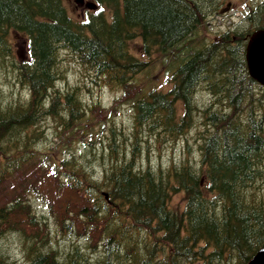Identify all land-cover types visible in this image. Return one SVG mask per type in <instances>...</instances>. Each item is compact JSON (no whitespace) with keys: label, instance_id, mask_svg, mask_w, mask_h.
Masks as SVG:
<instances>
[{"label":"trees","instance_id":"trees-1","mask_svg":"<svg viewBox=\"0 0 264 264\" xmlns=\"http://www.w3.org/2000/svg\"><path fill=\"white\" fill-rule=\"evenodd\" d=\"M89 1L97 7L73 17L63 0H0V264H14L8 242L23 264H246L264 247V87L244 61L248 35L264 28V0L185 49L228 0ZM160 52L173 58L169 87L134 85ZM66 65L83 73L71 80ZM104 87L122 89L132 104L129 151L117 126L104 147L65 135H91L86 120L103 111L84 94ZM153 121L165 144L194 132L177 144L193 142L197 162L177 145L168 164L143 165L135 125ZM57 134L54 148L43 144ZM180 192L182 208L172 210ZM48 197L64 203L60 218ZM58 235L69 244L53 247Z\"/></svg>","mask_w":264,"mask_h":264},{"label":"rangeland","instance_id":"rangeland-1","mask_svg":"<svg viewBox=\"0 0 264 264\" xmlns=\"http://www.w3.org/2000/svg\"><path fill=\"white\" fill-rule=\"evenodd\" d=\"M63 1H64V4L66 5V9L68 13L72 15L73 17L74 16L78 17L81 14H83L84 16L86 14V11L88 10V8L85 7V2L81 3L79 0H63ZM256 1L255 0H230L229 3L231 5H227L225 7L226 8L225 10L227 13L230 12L229 15H231L233 14L232 11L242 10V7L246 5L247 6L252 5ZM92 9L94 10V8ZM223 19H224L223 16L214 15L208 20H206L207 24L200 25L196 29V31L188 38V40L180 45V48L185 49L186 47H191V48L200 47L202 45L207 44L209 41L213 40L217 32L220 31L221 29H224V27L220 24V22ZM224 23L226 24V20L224 21ZM19 39L21 40V38ZM184 45L185 46L187 45V46L185 47ZM137 46H138V41L134 40L131 43V47L135 54H137V52L139 51V47ZM19 50L23 51V46L19 47L17 51ZM175 50L177 51L178 49L176 48ZM156 54H154V56ZM172 59L173 58L171 56L164 57L163 52H160L156 57H154L151 61H149L150 62L148 66L149 69L142 71L140 74H137V75L134 74V77L132 79L133 84L134 85L139 84L141 86L147 85L148 89H150L152 86H156L159 90L167 89L169 86L165 85L166 84L165 79L167 75L166 72L169 71L168 61ZM66 66L68 67L69 76L71 80H73L75 76H79L80 74L83 73V69L81 67L70 68L69 65H66ZM84 98L86 99V103L91 104V102H95V103L98 102V104L101 105L103 115L102 117H100L101 119L97 121L96 123L94 120L89 119V118L86 120L88 124L90 123L91 125H93L91 128V135H88L86 137L84 136L78 137V135H76V137L75 136L70 137L69 135L70 132H66L65 135H67V138L70 140L63 139V141L68 140L74 143L77 141L80 142L79 140L83 138L84 141L90 140L92 144L97 145L96 143L100 141H104V142L107 141V136L109 135L108 130L110 129L111 126H115V128L117 126V128L123 129V132H124L122 133L124 137L122 139L120 138L118 143L121 144L124 148L126 146L125 150L129 151L131 149V146H130V142H128V139H126V137L129 136L131 132V128H133L134 126L133 122L135 121H133V113L131 112L132 109L130 107L132 104L128 101H123L124 97H123L122 89H118V88L110 89V88L104 87L98 90V92L94 94L93 97L85 96L84 94ZM198 98H200V96H198ZM202 98L206 99L205 92H202ZM111 108H113V112L110 111ZM112 123H114V125H112ZM154 123L155 122L153 121L150 124H147V125L142 124L138 127L135 125L136 132L134 133V141L138 143L137 150H135L136 154H140V155L142 154L147 157L143 160V165L144 164L152 165V163H154V165L155 164L158 165L160 162L163 164H168L169 158L166 155L167 154L172 155L174 148L177 145L182 146L183 152L186 154V158H188L190 162H193V163L197 162V161L191 160L197 157V155L190 154V151L192 152L193 150V146H194L193 142L192 143L188 142L189 149L186 148L187 142H184L183 144H177L179 141L185 140L187 138L193 139L195 136L194 132L192 133L189 131L186 134L187 137L184 136L185 139L181 138V140H179L176 144H171V143L165 144L166 139H164V141L162 140L163 131L159 128V125L158 126L154 125ZM83 127L85 126L79 125L78 131L79 132L81 130L83 131L84 130ZM149 128H152L153 131H148ZM116 131H115V134H116ZM59 140L60 139H59L58 134L57 136L52 135V136H49L46 143L43 142V144L49 145L51 149V148H54L56 144H59L60 142ZM114 140L116 141V135L114 136ZM84 141H81V142L84 143ZM195 150L198 151L196 147H195ZM104 165H107V163L105 162ZM95 170L96 171H94L93 173V175L95 176L94 180H98V178L101 179L100 172L102 168L97 166ZM47 199L51 200V197L45 198V201L49 204ZM183 200H184L183 194L181 192L173 194L169 201V204L172 210L173 209L180 210L182 208ZM33 201H34L33 205L34 207H36L37 211L40 212V211L45 210L44 207L40 203H35L36 199H33ZM51 203L57 209V210H54V214L52 215V218L58 219L60 218V215H64L62 211H64L65 206L63 205L64 203H62V201L57 203L51 200ZM52 218L45 220V224L47 227H49L50 225L53 226ZM74 223L78 225L77 226L78 228L84 226V222L83 223L79 222L78 219H76ZM57 241H58L57 243H53V247L57 245L60 246L63 243H64L63 246H65L66 244L67 245L69 244L68 239H66V237H63L61 235L57 236ZM16 242L18 243V241ZM8 244L11 246L10 256H12L11 258H8L9 261L14 262V264H23L24 259L21 258L19 250L16 247L17 245L13 242H8ZM91 261L93 263H97L96 259L93 256L91 257ZM90 264L92 263L90 262Z\"/></svg>","mask_w":264,"mask_h":264},{"label":"water","instance_id":"water-1","mask_svg":"<svg viewBox=\"0 0 264 264\" xmlns=\"http://www.w3.org/2000/svg\"><path fill=\"white\" fill-rule=\"evenodd\" d=\"M244 58L250 77L264 86V29L251 33ZM247 264H264V248L259 249Z\"/></svg>","mask_w":264,"mask_h":264},{"label":"bare ground","instance_id":"bare-ground-1","mask_svg":"<svg viewBox=\"0 0 264 264\" xmlns=\"http://www.w3.org/2000/svg\"><path fill=\"white\" fill-rule=\"evenodd\" d=\"M256 1V0H255ZM260 5V4H259ZM203 11V10H202ZM59 46V45H58ZM87 53V52H86ZM74 55V54H73ZM69 56V55H68ZM76 59V58H75ZM60 60V59H59ZM67 60V59H66ZM59 64V63H58ZM235 112V111H234ZM193 121V120H192ZM187 131H188V129H187ZM186 132V131H185ZM184 134V133H183ZM185 135V134H184ZM181 136V135H180ZM186 137H187V135H185ZM184 138V137H183ZM185 139V138H184ZM188 139V138H187ZM178 141H179V139H178ZM177 141V142H178ZM137 156V155H136ZM192 164H194L193 162H191ZM196 163V162H195ZM260 166V165H259ZM160 167V166H159ZM157 168V167H156ZM162 168V167H161ZM164 170V169H163ZM263 172V171H262ZM258 179V178H257ZM258 181V180H257ZM258 186V185H257ZM256 187V186H255ZM254 188V187H253ZM104 195L105 196H107V194L106 193H104ZM184 197V196H183Z\"/></svg>","mask_w":264,"mask_h":264}]
</instances>
